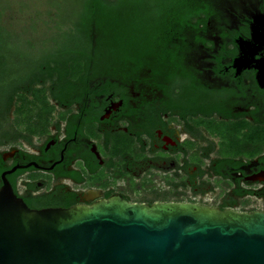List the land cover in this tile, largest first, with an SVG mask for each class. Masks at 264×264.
Masks as SVG:
<instances>
[{
	"label": "flooded vegetation",
	"instance_id": "af4514ba",
	"mask_svg": "<svg viewBox=\"0 0 264 264\" xmlns=\"http://www.w3.org/2000/svg\"><path fill=\"white\" fill-rule=\"evenodd\" d=\"M223 2L224 11L218 5L196 17L195 28L171 32L166 65L162 51L141 67L99 71L91 60L70 73L48 72L13 99L1 96L0 190L9 185L33 210L120 196L264 212L236 208L264 194V0ZM9 65L1 90L5 76L30 73ZM69 83L89 87L57 93ZM20 94L39 108L27 118L18 113L27 106Z\"/></svg>",
	"mask_w": 264,
	"mask_h": 264
},
{
	"label": "water",
	"instance_id": "95a60500",
	"mask_svg": "<svg viewBox=\"0 0 264 264\" xmlns=\"http://www.w3.org/2000/svg\"><path fill=\"white\" fill-rule=\"evenodd\" d=\"M0 264H264V212L120 196L33 210L5 185Z\"/></svg>",
	"mask_w": 264,
	"mask_h": 264
},
{
	"label": "trees",
	"instance_id": "16d2710c",
	"mask_svg": "<svg viewBox=\"0 0 264 264\" xmlns=\"http://www.w3.org/2000/svg\"><path fill=\"white\" fill-rule=\"evenodd\" d=\"M87 1L88 5L78 17L75 26L70 25L66 30L62 29L65 25L59 28L58 37L52 41L55 43L56 55L54 51H48V55L42 60L33 61L28 70L30 73L26 75L5 76L2 81L4 88L3 90L0 88V97L13 99L18 90L23 87L32 89L37 79L45 77L46 73L51 72L53 77V73L56 70L60 73L63 67L70 73L77 67L80 68L82 63L88 64L91 60L99 61L100 66L96 67L99 71L103 70L102 64L121 68L132 62L137 67H141L147 54L152 52L160 55L162 51L164 55L160 62L166 65L168 64L166 57L173 54L172 48L169 47L173 37L171 32L185 28L187 25L195 28L193 22L196 17L209 12L214 13L218 6V0ZM116 1L120 2L119 5ZM76 33L82 35L81 42L72 43L71 41L78 36ZM145 34L149 39L148 44L136 42L139 36L140 39L145 37ZM3 40L4 33L0 30V47H6L3 45ZM152 46L159 50H153ZM5 49L10 53L9 49ZM9 63L8 56H0V72L6 71ZM54 63L63 66L55 69L51 66ZM24 70L25 68L21 67L19 73ZM82 80L86 82L84 76ZM75 87L69 83L64 92L57 93L72 94L78 89ZM88 87L83 85L78 90L83 91ZM44 91L45 89L42 92ZM36 92V89L32 91V93ZM255 196L261 197L264 194L255 192Z\"/></svg>",
	"mask_w": 264,
	"mask_h": 264
},
{
	"label": "rangeland",
	"instance_id": "374dc122",
	"mask_svg": "<svg viewBox=\"0 0 264 264\" xmlns=\"http://www.w3.org/2000/svg\"><path fill=\"white\" fill-rule=\"evenodd\" d=\"M119 3L118 1L117 4ZM86 5L87 0H0V30L4 33L2 42L6 46L0 47V56H8L9 72H18V66L30 67L33 61L47 56L48 51H54L55 43L52 41L58 37L59 28L65 25L62 29L66 30L70 25L75 26ZM218 5L224 11L226 6L223 0H218ZM77 35L72 43L81 42L82 35ZM36 91L34 94L46 93V90L42 92L43 89L40 88H36ZM18 97L20 102L27 104L18 108L21 118H27V114L29 116L30 112L39 109L29 96L20 94ZM23 109H27V112L23 113ZM255 137L262 136L257 132ZM236 208L246 211L263 209L264 198L249 197L246 203L239 204Z\"/></svg>",
	"mask_w": 264,
	"mask_h": 264
}]
</instances>
